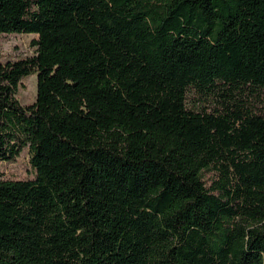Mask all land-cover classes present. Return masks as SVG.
<instances>
[{
    "label": "trees",
    "instance_id": "16d2710c",
    "mask_svg": "<svg viewBox=\"0 0 264 264\" xmlns=\"http://www.w3.org/2000/svg\"><path fill=\"white\" fill-rule=\"evenodd\" d=\"M0 264H264V0H0ZM36 75L34 102L15 98Z\"/></svg>",
    "mask_w": 264,
    "mask_h": 264
},
{
    "label": "rangeland",
    "instance_id": "374dc122",
    "mask_svg": "<svg viewBox=\"0 0 264 264\" xmlns=\"http://www.w3.org/2000/svg\"><path fill=\"white\" fill-rule=\"evenodd\" d=\"M34 35L26 34H1L0 35V61H15L34 54L31 42ZM36 97V75L25 76L15 92V98L20 105L34 102ZM0 173L4 179L31 180L34 178V170L29 164V153L23 148L11 161L0 162Z\"/></svg>",
    "mask_w": 264,
    "mask_h": 264
}]
</instances>
